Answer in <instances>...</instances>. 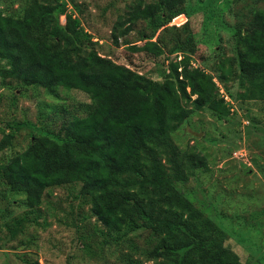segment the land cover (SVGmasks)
<instances>
[{
	"label": "trees",
	"instance_id": "obj_1",
	"mask_svg": "<svg viewBox=\"0 0 264 264\" xmlns=\"http://www.w3.org/2000/svg\"><path fill=\"white\" fill-rule=\"evenodd\" d=\"M251 7L247 19L235 23V54L216 62L223 81H237L242 100H264V0ZM186 0L136 2L113 26L118 37L140 21L154 32L185 14ZM64 15V23L60 16ZM186 29L187 22H172ZM184 23V24H183ZM125 26L123 27V25ZM80 19L67 12L63 0H25L21 14L0 8V77L27 86L76 89L88 95L83 115L63 121V141L42 140L0 164V191L23 192L31 213L46 188L81 183L78 194L88 198L91 213L119 241L122 234L144 227L158 235L149 257L156 264H245L225 244L227 231L204 215L176 186L203 166L199 154L182 152L171 138L196 111L210 110L221 120L229 114L225 95L218 96L212 74L192 67L189 54L171 60L162 81L101 55ZM158 42L167 47V39ZM165 48L168 54L194 52L193 37ZM156 41L144 48L152 50ZM184 53V52H183ZM221 92V90L219 89ZM0 141V150L10 144ZM29 211L5 224L10 236L24 230Z\"/></svg>",
	"mask_w": 264,
	"mask_h": 264
},
{
	"label": "rangeland",
	"instance_id": "obj_2",
	"mask_svg": "<svg viewBox=\"0 0 264 264\" xmlns=\"http://www.w3.org/2000/svg\"><path fill=\"white\" fill-rule=\"evenodd\" d=\"M67 12L77 16L92 36L93 47L118 64L125 65L156 81H162L171 60L183 54L191 57V66L212 74L218 96L225 95L230 111L223 119L208 109L191 114L175 132L173 142L182 152L199 154L203 166L187 182L176 186L206 217L227 231L225 244L245 264H264V100H242L237 81L222 80L216 62L235 54L233 27L246 20L258 0H186L185 14L166 26L175 29H151L145 21L115 41L113 26L123 18L129 5L157 0H63ZM25 0H0L6 15L18 16ZM64 23V15L60 16ZM121 21V20H120ZM187 22L186 29L172 22ZM183 23V24H184ZM125 24L123 25V27ZM192 36L194 52L178 50L168 54L165 48ZM167 39V47L158 42ZM156 41L152 50L146 41ZM184 52V53H183ZM7 62L0 60V67ZM221 90V92L219 91ZM87 94L76 89L27 86L0 77V141L10 135V144L0 150V164L42 140L47 145L63 141L59 128L74 115H83L81 104L89 103ZM81 183L46 188L34 209L27 206L25 194L6 186L0 191V264H156L161 258L149 257L158 235L144 227L122 234L119 241L91 213L86 197L74 198ZM22 232L10 236L6 223L27 212Z\"/></svg>",
	"mask_w": 264,
	"mask_h": 264
}]
</instances>
